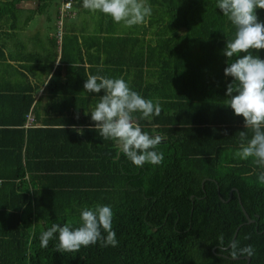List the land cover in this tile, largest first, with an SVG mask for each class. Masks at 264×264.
Returning <instances> with one entry per match:
<instances>
[{"label":"trees","instance_id":"trees-1","mask_svg":"<svg viewBox=\"0 0 264 264\" xmlns=\"http://www.w3.org/2000/svg\"><path fill=\"white\" fill-rule=\"evenodd\" d=\"M27 1L35 2L0 0V73L9 65L3 39L14 37L8 28L54 14L56 25L61 0H36L20 21L17 6ZM145 1L155 8L154 21L145 19L154 42L138 40L140 48L129 60L124 54L114 58L133 74V91L159 102V116L141 119L136 113L134 120L143 132L161 138L151 150L163 153V161L134 166L114 141L88 130L94 127L91 115L77 119L83 103L96 105L99 99L92 95L98 94L85 92L79 69L67 65L73 58L62 35L59 41L51 37L47 63L58 46L62 54L45 89L46 119L38 114L41 102L34 101L33 85L16 81L0 89V264H246L244 257L231 261L230 249L223 250L232 240L255 249L248 264H264L262 169L253 158L236 156L239 132H247L245 144L253 133L242 116L225 107L232 78L225 77L222 51L235 25L216 7L218 0ZM257 16L264 23V9ZM249 51L264 59V50ZM28 114L34 126L25 129ZM96 205L113 212L116 247L98 242L61 254L54 250L57 239L40 247L42 232L53 224L77 228L81 212Z\"/></svg>","mask_w":264,"mask_h":264},{"label":"clouds","instance_id":"clouds-1","mask_svg":"<svg viewBox=\"0 0 264 264\" xmlns=\"http://www.w3.org/2000/svg\"><path fill=\"white\" fill-rule=\"evenodd\" d=\"M82 7L92 12L99 11L111 17L116 24L123 22L128 27L144 23L152 11L144 0H83ZM216 7L236 28L234 38L227 39L222 51V55L227 57L225 77L232 78L226 86L225 107L231 108L237 117L242 116L244 127L253 133L245 144L247 132H239L241 143L236 156L243 160L253 158L262 169L259 181L264 183V59L249 51L254 49L259 53L264 50V23L257 16V10L264 9V0H218ZM84 90L89 94L104 92L93 110L90 113L85 111L86 116L91 115L94 125L89 127V131H96L103 140L114 141L134 166L143 167L145 163L159 165L163 161V153L151 150L162 142L161 138L143 132L134 120L136 113L141 119L159 116L161 107L158 101L146 100L133 91L123 78L88 75ZM73 131L78 135L84 134L82 127L73 126ZM80 219L81 226L74 229L70 224H53L42 232L40 247L47 248L53 239L58 240L54 250L61 254L78 252L81 247L98 242L102 247L117 246L110 206L96 205L91 210L85 208ZM218 242L224 244L223 234L218 237ZM223 250L229 251L231 261L241 257L251 258L255 253L251 245L240 247L235 240L229 241V247Z\"/></svg>","mask_w":264,"mask_h":264},{"label":"crops","instance_id":"crops-1","mask_svg":"<svg viewBox=\"0 0 264 264\" xmlns=\"http://www.w3.org/2000/svg\"><path fill=\"white\" fill-rule=\"evenodd\" d=\"M34 1L36 2V0ZM82 4L83 0H76V3L72 6V15L64 21L62 29L61 43L65 41L68 43L67 46H71L70 52L73 58V61L71 60V63L67 62V65L73 69H79L78 74L82 83L86 82L88 75H101L108 78H123L131 87V83L134 80L133 74L125 66H120V64L117 66V60L114 58L115 54H124L129 60V54L139 50L140 41L154 42L155 34L152 30L153 28L147 26V21L131 27L125 26L123 22L116 24L111 17H106L105 14L99 11L86 10L82 7ZM17 8L22 10L21 12L31 9ZM92 14H95V16ZM53 17L55 21L56 14ZM30 23L26 26L19 24L22 27L13 31L11 28L7 30V33H10V37L13 34L14 37L12 40L11 38H5L3 41L6 45L4 56L10 66H2L0 89L1 87L4 88V85L9 86L8 83L16 81L22 84L27 82V84L36 87L34 101L37 103L40 100L41 102L38 114L43 120L46 119L47 93L45 89L54 71L59 66L62 53L58 46L55 50L54 59L47 63L46 58L51 47L49 40L51 37L55 41L57 40L56 25L52 32H46L41 36L39 31L42 29L39 27V31L35 32L32 28L30 29ZM140 25H146L147 30L144 31ZM119 40H123V42L119 43ZM17 41L18 44L16 45ZM115 41L118 44H114ZM8 52L12 53L11 56L15 58V61H10L11 56ZM49 67H52V69L48 70ZM66 67L65 65L61 66V79L65 78ZM115 72H120L122 75L117 76ZM99 96V94L92 95L94 99H99ZM83 97L78 95L77 99H83ZM94 107L95 103H83L78 113L79 117H82V119L89 117L90 114L86 116L85 111L90 113ZM39 125L40 123H37L36 127Z\"/></svg>","mask_w":264,"mask_h":264},{"label":"rangeland","instance_id":"rangeland-1","mask_svg":"<svg viewBox=\"0 0 264 264\" xmlns=\"http://www.w3.org/2000/svg\"><path fill=\"white\" fill-rule=\"evenodd\" d=\"M144 3L146 4V6H148V4L146 3V1L144 0ZM35 2L33 1H27V2H22L20 3L17 7H22L25 9H34L35 8ZM151 16L152 17V21H154L155 19V8L151 7ZM156 13H158L156 11ZM29 13L28 12H19V16L18 18L21 20H23ZM97 14V13H96ZM93 15V14H92ZM95 16V14L93 15ZM149 18V17H148ZM44 19H46L45 15H40L38 16H33V18L31 19V23H30V29L32 28L33 30H35V32L38 30L39 31V27L42 29L39 31V34L44 35L46 32H52L53 29L55 28V21L53 16L50 17L49 20L46 19V21L44 22ZM19 27H22L21 25H18ZM5 39H3L4 41Z\"/></svg>","mask_w":264,"mask_h":264},{"label":"built area","instance_id":"built-area-1","mask_svg":"<svg viewBox=\"0 0 264 264\" xmlns=\"http://www.w3.org/2000/svg\"><path fill=\"white\" fill-rule=\"evenodd\" d=\"M73 0H61L60 7L58 8L57 14V21H56V28H57V35L56 38L59 41L61 35L63 33V25L64 21L72 15L71 8H72ZM34 126V119L31 114L26 116V120L24 123V128L28 129Z\"/></svg>","mask_w":264,"mask_h":264},{"label":"water","instance_id":"water-1","mask_svg":"<svg viewBox=\"0 0 264 264\" xmlns=\"http://www.w3.org/2000/svg\"><path fill=\"white\" fill-rule=\"evenodd\" d=\"M244 215H245V217H246V220L248 221V223H251L252 221L248 218V216L244 213ZM243 260H245L246 261V264H248L249 263V258H247V257H244V258H242Z\"/></svg>","mask_w":264,"mask_h":264}]
</instances>
